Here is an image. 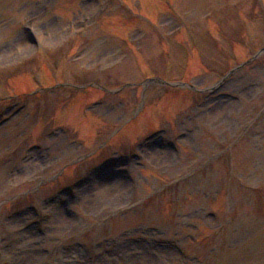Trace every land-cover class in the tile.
Instances as JSON below:
<instances>
[{
  "label": "rangeland",
  "instance_id": "rangeland-1",
  "mask_svg": "<svg viewBox=\"0 0 264 264\" xmlns=\"http://www.w3.org/2000/svg\"><path fill=\"white\" fill-rule=\"evenodd\" d=\"M0 264H264V0H0Z\"/></svg>",
  "mask_w": 264,
  "mask_h": 264
},
{
  "label": "water",
  "instance_id": "water-1",
  "mask_svg": "<svg viewBox=\"0 0 264 264\" xmlns=\"http://www.w3.org/2000/svg\"><path fill=\"white\" fill-rule=\"evenodd\" d=\"M262 51H259V52H257L256 54H255V56L254 57H256L259 53H261ZM246 63V62H245ZM241 65H243V64H241ZM241 65H239V66H237V67H235V68H233L232 70H230V72L227 74V75H224L214 86H218V85H220L221 83H222V81L228 76V75H230V74H232L236 69H238ZM213 87V86H212ZM212 87H210V88H212Z\"/></svg>",
  "mask_w": 264,
  "mask_h": 264
}]
</instances>
